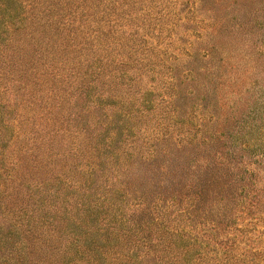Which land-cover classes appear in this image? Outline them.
Returning a JSON list of instances; mask_svg holds the SVG:
<instances>
[{"label": "rangeland", "instance_id": "rangeland-1", "mask_svg": "<svg viewBox=\"0 0 264 264\" xmlns=\"http://www.w3.org/2000/svg\"><path fill=\"white\" fill-rule=\"evenodd\" d=\"M78 1L35 0L39 4L28 11L9 0L6 11L0 12V97L7 99L0 106V155L11 152L23 162L5 198L9 206L16 205L28 196L33 182L41 181V191L30 192L50 205L58 206L59 192L68 193L61 194L60 215L45 208L55 220L51 226L55 239L48 248L41 247L48 261L55 257L69 264L80 258V246L89 247L103 235L93 227L98 220L90 209L84 212L75 202L89 192L87 172L95 173V168L108 179L99 178L91 187L113 184L114 174L123 182L127 176L131 206L125 213L130 221L126 227L150 221L147 205L157 197H178L173 189L182 188L176 185L192 184L189 167L197 161L201 194L193 201L196 210H205L215 193H229L232 184L234 204L256 192L264 198V0H87V20L71 7ZM22 11L29 24L47 26L35 33L34 40L25 41L31 43L20 46L21 41L20 51L14 53L6 46L10 36L4 25ZM22 86L28 92H20ZM11 110L14 113L8 114ZM232 135L250 148L241 149L240 142L229 145ZM227 145L238 152L233 156L238 166L229 173L234 176L231 185L217 179L215 169L205 167L212 153H226ZM31 157L36 161L32 163ZM169 170L176 171L174 178ZM67 177L75 184L72 191L66 181L60 183ZM167 180L172 184L161 189L159 181ZM251 181L256 192L244 186ZM138 183L141 189L136 192L131 187ZM139 196L142 203L134 213L131 201ZM258 215L264 219V211ZM199 220L188 216L187 224L198 231H190V243L200 234ZM240 221L234 225L241 226ZM6 223L0 220V259L13 253L12 245L19 248L18 234ZM34 225L45 229L40 222ZM255 229L264 230L260 223ZM139 236L146 238L143 253H152L155 241L146 229ZM79 237L87 239L86 244L72 241ZM181 241L177 239L180 245ZM191 255L197 258L195 250ZM82 256L87 261L90 257L91 264L101 262L87 253ZM113 257L121 256L115 252ZM146 257L140 256L142 264H147Z\"/></svg>", "mask_w": 264, "mask_h": 264}, {"label": "trees", "instance_id": "trees-1", "mask_svg": "<svg viewBox=\"0 0 264 264\" xmlns=\"http://www.w3.org/2000/svg\"><path fill=\"white\" fill-rule=\"evenodd\" d=\"M11 1L19 4L23 9L25 7L29 8L28 11L33 10L35 5L39 4V2L35 3V0ZM43 1L51 3L55 0ZM66 1L67 0H64V3ZM86 1L87 0H79L74 6L70 4L77 13L86 16L83 18L84 20H87L88 15H85L84 13V10L88 11L85 7ZM5 2H9V0H0V12L6 9ZM66 4L68 5V2ZM27 19V12L22 11L21 15H14L11 18L12 21H7L8 24L4 25L5 32L10 36L6 38V46L12 51L14 50V53L20 51L21 45L31 43L25 41L34 40L35 33H39L45 28V26H47L45 22H43L42 25H40V22L29 24ZM19 26H22L21 30L18 29ZM2 27L3 26L0 24V29ZM15 33L17 35L20 33L18 36L21 35V40L18 39V37H15V35L13 36ZM79 33H83V30L80 29ZM1 34L2 32H0V36ZM21 41L23 42L21 43ZM10 63L8 62V64ZM27 63L29 64V62ZM19 90L22 93L28 92L25 86L19 87ZM1 91L8 92V88L2 87ZM6 100L7 99L0 97V106L1 101L5 102ZM13 111L14 110H11L7 113L9 114ZM52 120L59 122L55 119ZM61 121H63V119ZM63 129H65L64 132L71 131L70 129ZM53 133L60 132L55 130ZM239 137H233L232 135V142L229 145L234 144V142H240L239 146L241 149H249L250 144L244 140H239ZM202 145L205 146L207 144L204 143ZM229 145L226 146L228 148L226 153H223L222 151L216 153L213 152L211 156L212 160L207 161L205 164V167L209 170L215 169L220 177L217 179H222L225 181L226 185H231L234 182V176L229 173L238 166V163L233 159V156L238 152L235 150V147H228ZM210 146L213 148V145L210 144ZM207 147H209V145H207ZM9 154L0 155V163L3 162L0 164V205L6 203L1 208L2 212H0V220L3 222L6 221L7 223L4 225H7L6 227L11 228L16 234H18L19 245L17 246H19V248L17 249L12 245L13 253L10 254L11 256L9 255L10 257L8 256L5 259H0V264H61V262L55 259V257L52 261H48L50 258L46 257L43 252L44 249L41 250V247L43 245L45 248H48L51 244L50 242L55 239V231L51 227H54L55 220L54 222L50 220V213L48 210H45V208L48 209L49 207L53 210V214L58 213L57 215H60L59 212H61V209L59 206L61 205L62 200V198L60 200L61 194L64 195L68 193H60L58 191L59 194L55 197L58 206L50 205L48 200L30 192V190H34L36 193L40 192L41 182L44 181L39 182L40 185L33 182L28 188L26 187L29 192V200L28 196L23 195L20 203L17 201L16 205L11 204L9 206L8 201L5 198L8 194V187L15 184V177L22 172L23 165L22 160L17 156L12 157L11 152ZM217 155H219V157H217ZM33 161H36V159L31 157V162L33 163ZM241 162L242 161L239 163L241 164ZM193 164L194 165L189 167L188 173V177L194 176L191 180L192 184L184 183L185 185H176L182 188V191L173 189V193L175 192L178 197L173 196L168 200L160 199V196L157 197V199H155L156 202L147 205V212L150 215V221L144 223V225L132 227L125 226L127 221L128 223L130 222L125 213L128 212L130 209L129 207L131 206L128 204V201L131 198H129L130 189L127 183V176L123 182L121 181L120 175L114 174L110 176L112 177L111 181L113 184H106L104 187H101L100 183H98L94 188L91 187V184H96V180L99 181V178L107 180L108 177H106V179L104 176L108 175H104L105 173L102 170L96 168L95 171L97 172L95 173L87 172L88 177L86 182H89L90 190L86 195L83 193L81 197H76L77 199L75 202L76 204H81L83 206L82 208L84 212L90 209L88 212L95 215V219L98 220L93 227L97 229V233L102 234L103 232L102 236H105L106 238L102 239V236L99 235L91 246L86 248L85 246H80L78 254L81 255L80 258L72 259L69 264H91L88 262L89 260H92L90 257L88 258V261L83 259L82 255L84 253H87V255L92 258L95 256L101 260V262L94 261L96 262L95 264H110L111 262L116 264H142V261H140L141 255L148 256L146 257L147 264H264V230L255 229V226L258 223L262 224V227L264 228V219L262 216L258 215L260 214V211H264L263 195H261L260 192L257 193L255 189H253V181H251L249 184L245 183L244 186H247V190L251 187L252 191L256 192L254 195L255 197L252 195L253 197H248L246 201H239L237 204H234L235 197L232 193V184L230 188H228L229 193L224 192V195H221V193H215L214 196H216V198L212 199V203L208 205L205 210H196L193 201H197L199 194H201L197 191L201 183L200 181L198 182V165H200V162L197 161ZM263 165L264 161L262 163V166ZM192 166H195L196 168L192 170ZM217 166L221 169L218 170ZM159 171L160 169L157 170L158 173ZM167 173L172 178L176 176V171L174 170H169ZM177 176L179 179L183 177L182 175ZM67 180H71V178H64L60 183L63 184L66 181V183L69 184L67 185V188L69 191H72L75 184L72 183V181ZM165 182H168V184ZM159 184L161 185V189H167L168 185L172 184V181H159ZM20 185H22V183H20ZM138 185V187L131 188H135L137 192L139 188L141 189V184L138 183ZM159 195H162V193H159ZM140 197L141 196L137 197L134 202L131 201L133 206L136 207L135 209H132L134 213L138 211L137 208L142 203V198ZM37 201L38 203L34 204ZM33 205H36V207H32ZM30 208L33 209L31 212L29 211ZM190 208H192V210L189 211ZM53 214H51L52 219H54L55 216ZM83 214L85 213H81L80 215ZM7 215H11V220ZM253 215L257 216L253 218ZM188 216H191L192 221L200 219L196 223L201 227L200 234L197 239V236L191 238L193 239V243L188 241L191 237L190 231L192 230L196 233H198V231L192 223L191 225L187 224ZM244 217H248L249 221H242V218ZM6 219H9L8 221L10 223H8ZM240 219L241 226L236 227L234 221L236 222ZM252 219L254 221H252ZM34 221L40 222L41 226H44L45 229L38 230L34 225ZM66 222L68 223V220H66ZM249 227H251L253 231L248 229ZM144 229H146L149 234V238H152V240L155 241V245H152V253H143L145 252V249H142V247L146 244V238H140L139 234ZM111 233L114 235H111ZM213 233H217V236H214ZM221 234L225 237L218 238ZM110 236L112 239L111 241L108 239ZM81 238L82 237H79V239L75 240L72 238V241L78 245L86 244L88 240H82ZM177 239L182 240L181 245L177 242ZM2 241L3 240L0 239V245ZM101 241H103V243ZM194 245H196L197 248H195ZM106 247L113 248L106 249ZM177 247H182V249L180 251L176 250ZM191 250H195L197 258L192 259ZM115 252H118L121 257H113ZM14 253L15 256L12 257ZM57 255L62 258L61 251L58 252Z\"/></svg>", "mask_w": 264, "mask_h": 264}]
</instances>
